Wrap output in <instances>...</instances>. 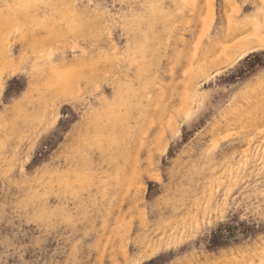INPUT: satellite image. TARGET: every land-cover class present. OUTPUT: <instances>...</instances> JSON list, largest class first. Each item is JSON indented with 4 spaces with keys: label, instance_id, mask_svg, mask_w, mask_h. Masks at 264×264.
I'll return each mask as SVG.
<instances>
[{
    "label": "rangeland",
    "instance_id": "374dc122",
    "mask_svg": "<svg viewBox=\"0 0 264 264\" xmlns=\"http://www.w3.org/2000/svg\"><path fill=\"white\" fill-rule=\"evenodd\" d=\"M0 264H264V0H0Z\"/></svg>",
    "mask_w": 264,
    "mask_h": 264
}]
</instances>
